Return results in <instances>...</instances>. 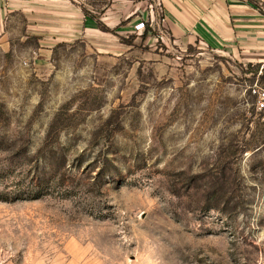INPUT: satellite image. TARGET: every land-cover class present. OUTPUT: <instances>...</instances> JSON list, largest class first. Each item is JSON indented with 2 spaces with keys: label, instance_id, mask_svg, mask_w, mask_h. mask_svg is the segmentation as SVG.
Here are the masks:
<instances>
[{
  "label": "rangeland",
  "instance_id": "374dc122",
  "mask_svg": "<svg viewBox=\"0 0 264 264\" xmlns=\"http://www.w3.org/2000/svg\"><path fill=\"white\" fill-rule=\"evenodd\" d=\"M36 12L0 37V264H264V53Z\"/></svg>",
  "mask_w": 264,
  "mask_h": 264
},
{
  "label": "crops",
  "instance_id": "0c3cea01",
  "mask_svg": "<svg viewBox=\"0 0 264 264\" xmlns=\"http://www.w3.org/2000/svg\"><path fill=\"white\" fill-rule=\"evenodd\" d=\"M158 5L163 20L178 37L190 33L216 48L264 53V12L236 0H142L137 4L132 0H114L100 16L85 13L68 0H0V37L8 15L17 9L26 13L35 9L37 18L33 22L41 26L62 25L61 36L69 38L101 33L99 20L115 30L127 15H154Z\"/></svg>",
  "mask_w": 264,
  "mask_h": 264
},
{
  "label": "built area",
  "instance_id": "2783aa9c",
  "mask_svg": "<svg viewBox=\"0 0 264 264\" xmlns=\"http://www.w3.org/2000/svg\"><path fill=\"white\" fill-rule=\"evenodd\" d=\"M238 2H242V3H247V4H251L253 6H255V4L252 2V0H236ZM260 4L262 5V1L260 2ZM257 7V6H255ZM258 8V7H257ZM264 9L263 6H261L259 9ZM135 29L138 31H143L145 30V21L140 20L139 22H137L135 24ZM253 93L257 96L258 101H257V109L258 110H264V88L261 87H254L253 88Z\"/></svg>",
  "mask_w": 264,
  "mask_h": 264
},
{
  "label": "trees",
  "instance_id": "16d2710c",
  "mask_svg": "<svg viewBox=\"0 0 264 264\" xmlns=\"http://www.w3.org/2000/svg\"><path fill=\"white\" fill-rule=\"evenodd\" d=\"M87 13V12H86ZM97 25H98V28L102 31H105V32H113L115 30L109 28L106 24H104L102 21H98L97 22Z\"/></svg>",
  "mask_w": 264,
  "mask_h": 264
}]
</instances>
